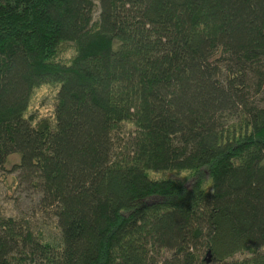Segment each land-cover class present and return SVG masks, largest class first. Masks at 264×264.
Wrapping results in <instances>:
<instances>
[{"label": "trees", "instance_id": "trees-1", "mask_svg": "<svg viewBox=\"0 0 264 264\" xmlns=\"http://www.w3.org/2000/svg\"><path fill=\"white\" fill-rule=\"evenodd\" d=\"M13 155L61 240L0 215V264H264V0H0Z\"/></svg>", "mask_w": 264, "mask_h": 264}, {"label": "rangeland", "instance_id": "rangeland-1", "mask_svg": "<svg viewBox=\"0 0 264 264\" xmlns=\"http://www.w3.org/2000/svg\"><path fill=\"white\" fill-rule=\"evenodd\" d=\"M98 4V1H96ZM98 11V9H97ZM98 14V13H97ZM58 87L43 86L36 90L30 113L36 112L41 119L54 121ZM20 162L18 155L9 158L3 169H0V215L23 219L33 231L41 230L46 239L52 243H59L61 230L54 209L44 208L41 204L42 192L39 185L14 171V165ZM186 171L167 173V175L187 180ZM154 177L164 176L163 172L150 171ZM171 254L167 252L165 257ZM249 252L237 254L234 258L241 259L251 256Z\"/></svg>", "mask_w": 264, "mask_h": 264}]
</instances>
